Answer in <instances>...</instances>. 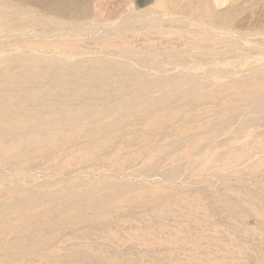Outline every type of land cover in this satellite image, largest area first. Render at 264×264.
<instances>
[{
	"label": "rangeland",
	"instance_id": "obj_1",
	"mask_svg": "<svg viewBox=\"0 0 264 264\" xmlns=\"http://www.w3.org/2000/svg\"><path fill=\"white\" fill-rule=\"evenodd\" d=\"M264 0H0V264H264Z\"/></svg>",
	"mask_w": 264,
	"mask_h": 264
},
{
	"label": "bare ground",
	"instance_id": "obj_2",
	"mask_svg": "<svg viewBox=\"0 0 264 264\" xmlns=\"http://www.w3.org/2000/svg\"><path fill=\"white\" fill-rule=\"evenodd\" d=\"M48 1V0H47ZM58 1V0H57ZM264 19V18H263Z\"/></svg>",
	"mask_w": 264,
	"mask_h": 264
}]
</instances>
